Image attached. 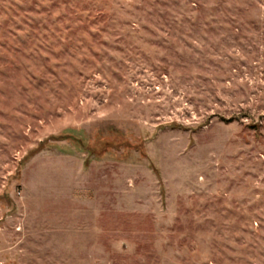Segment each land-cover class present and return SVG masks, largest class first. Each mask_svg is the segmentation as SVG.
Wrapping results in <instances>:
<instances>
[{"label": "rangeland", "instance_id": "374dc122", "mask_svg": "<svg viewBox=\"0 0 264 264\" xmlns=\"http://www.w3.org/2000/svg\"><path fill=\"white\" fill-rule=\"evenodd\" d=\"M0 264H264V0H0Z\"/></svg>", "mask_w": 264, "mask_h": 264}]
</instances>
